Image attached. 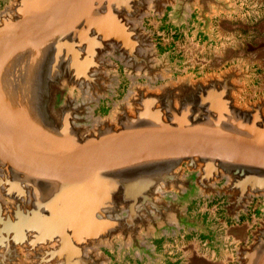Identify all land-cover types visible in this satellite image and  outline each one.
I'll use <instances>...</instances> for the list:
<instances>
[{
	"label": "water",
	"instance_id": "1",
	"mask_svg": "<svg viewBox=\"0 0 264 264\" xmlns=\"http://www.w3.org/2000/svg\"><path fill=\"white\" fill-rule=\"evenodd\" d=\"M230 0H8L0 9V264L156 263L147 239L204 229L192 201L261 218L232 264H264V96L252 70L174 77L144 26L193 18L211 37ZM128 81L108 112L119 72Z\"/></svg>",
	"mask_w": 264,
	"mask_h": 264
},
{
	"label": "crops",
	"instance_id": "2",
	"mask_svg": "<svg viewBox=\"0 0 264 264\" xmlns=\"http://www.w3.org/2000/svg\"><path fill=\"white\" fill-rule=\"evenodd\" d=\"M230 1L238 11L213 19L210 38L197 34L193 18L188 20V27L182 26L180 30L173 25L168 28L166 21H160V31H153L159 51L169 52L171 60L177 59L180 63L179 75L193 73L202 76L231 65L253 71L260 66L264 73V0ZM7 2L0 0V9ZM224 205L225 199L218 198L213 202L201 198L194 200L188 206L187 215L191 220L197 219L204 229L147 239V245L154 246L153 252L158 256L155 264L234 263L237 247L249 243L250 232L256 225L257 203L255 200L249 217L240 222L222 215ZM195 207L196 212L191 213ZM111 256L115 264H154L146 258L140 262L126 257L119 262L115 255Z\"/></svg>",
	"mask_w": 264,
	"mask_h": 264
},
{
	"label": "rangeland",
	"instance_id": "3",
	"mask_svg": "<svg viewBox=\"0 0 264 264\" xmlns=\"http://www.w3.org/2000/svg\"><path fill=\"white\" fill-rule=\"evenodd\" d=\"M232 7H235V6H232ZM224 15H231V14H224ZM219 16H223V15H218V16L214 17L213 19H215ZM160 21L161 22L162 21L167 22V19L165 18L164 20H158V18H156V17L155 18H153V17L147 18L144 21V26L146 27L147 30L151 31L153 34V31H154V33H156L157 31H160L158 29V27L160 26ZM165 26L170 28L172 25L171 24L170 25L165 24ZM254 67H256V66H254ZM173 70L176 72L175 74H173L174 77L179 75L180 71L182 70L180 63H179V67L172 68V72H173ZM119 75H120V77H119L120 87L115 92L116 97L113 100L101 101L99 104V107L95 111V113L97 115H101V116L105 115L117 100L124 97L129 83H128L127 79L124 77L125 75H123L121 71L119 72ZM250 77L252 78V82L249 84H246L247 91L244 92L239 97L240 103H243L244 101L251 102V101L256 100L260 96H264V73H263L262 67L259 66L257 68V70H255V71L252 70ZM256 203H257V207H258L259 204L261 203V201L256 200ZM196 209H197L196 207L191 209L190 210L191 213L196 212ZM256 217L257 218L255 219L254 222L257 223V220L261 218V213H259L258 216H256Z\"/></svg>",
	"mask_w": 264,
	"mask_h": 264
},
{
	"label": "flooded vegetation",
	"instance_id": "4",
	"mask_svg": "<svg viewBox=\"0 0 264 264\" xmlns=\"http://www.w3.org/2000/svg\"><path fill=\"white\" fill-rule=\"evenodd\" d=\"M257 214H259V213H257Z\"/></svg>",
	"mask_w": 264,
	"mask_h": 264
}]
</instances>
